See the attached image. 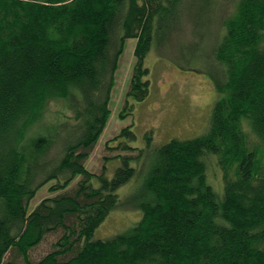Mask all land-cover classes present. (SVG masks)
Returning <instances> with one entry per match:
<instances>
[{"label":"trees","instance_id":"1","mask_svg":"<svg viewBox=\"0 0 264 264\" xmlns=\"http://www.w3.org/2000/svg\"><path fill=\"white\" fill-rule=\"evenodd\" d=\"M185 4L0 0V264H264V0H197L195 18ZM185 11L191 19L177 22ZM182 23L190 56L200 50L193 29L214 37L207 74L218 97L206 133L149 150L146 162L119 141L136 139L127 127L109 147L117 155L107 162L121 166L93 173L86 163L128 40H137L128 97L144 102L147 56ZM137 173L141 198L129 209L140 221L97 239Z\"/></svg>","mask_w":264,"mask_h":264},{"label":"rangeland","instance_id":"2","mask_svg":"<svg viewBox=\"0 0 264 264\" xmlns=\"http://www.w3.org/2000/svg\"><path fill=\"white\" fill-rule=\"evenodd\" d=\"M186 1L189 5L185 4V6L193 9L190 17L195 18L197 16L196 8L199 6V4H196L197 0ZM187 16L185 11V14L182 15L180 20L178 18L177 22L183 21L181 19L185 20ZM166 22H168V19ZM182 26L185 28L184 23H182ZM190 30V25L184 30H181L179 26L167 43H161L163 46L159 42L155 44L154 50L148 54L146 59V64L150 69V80L152 81L150 94L144 102L138 103L128 97L130 82L137 61L135 57L137 40H128L125 52L120 59L119 70L116 73V85L110 103L112 114L96 148L87 160V169L96 174L101 172L102 167L108 163L109 158L117 155L113 152L114 150L109 149L111 145H115L111 144L112 140L127 127L132 128L136 139L132 140L124 137L119 141L143 150L145 152L143 160L146 162H148V157L152 156L149 150L167 144L174 138L187 140L201 137L206 133L218 97L207 74L208 52L212 43L211 39H214V37L211 36L212 38L201 41L196 37L201 29H193L195 34L193 42L197 46V51L198 48L200 50L195 56H190L192 46L183 45L179 41L180 37L183 36L181 35L182 31L187 34ZM186 36L183 41L187 39L189 42L190 36ZM195 69L199 71L196 72ZM127 103L130 106L127 108L129 116L122 119L120 116ZM58 108L60 109V107ZM66 114L71 116L68 110ZM150 132L153 133L151 143L147 139ZM141 161H134L132 163L133 167L138 168ZM107 165L108 176L112 177L116 169L121 166V161L120 159H113ZM213 171L211 170L212 175ZM216 173L217 177L218 175L221 176L219 170ZM142 183L143 178L137 173L130 183L119 191L122 208L114 211L98 229L97 239H107L128 232L129 228L140 221L142 212L137 209H129V207L134 201L141 198ZM47 195L48 187L40 190L32 202V207Z\"/></svg>","mask_w":264,"mask_h":264}]
</instances>
